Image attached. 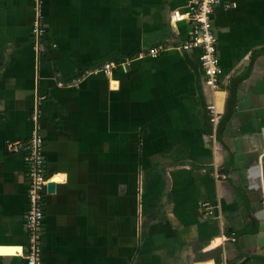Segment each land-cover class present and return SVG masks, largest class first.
Here are the masks:
<instances>
[{"label": "crops", "instance_id": "0c3cea01", "mask_svg": "<svg viewBox=\"0 0 264 264\" xmlns=\"http://www.w3.org/2000/svg\"><path fill=\"white\" fill-rule=\"evenodd\" d=\"M188 12V0H0V264H25L24 152L5 144L34 127L54 186L42 264H264V0L214 10V93L199 50L177 49ZM105 63L109 77L94 72Z\"/></svg>", "mask_w": 264, "mask_h": 264}, {"label": "built area", "instance_id": "2783aa9c", "mask_svg": "<svg viewBox=\"0 0 264 264\" xmlns=\"http://www.w3.org/2000/svg\"><path fill=\"white\" fill-rule=\"evenodd\" d=\"M222 5L229 8L230 0H188V22L190 25L189 36L177 46L178 50L186 52L198 49L200 52L199 63L212 93L219 90L221 81V69L216 52V39L213 31L214 10ZM32 34L41 38L45 34L40 14L37 12L32 26ZM165 50L164 46H158L148 52L151 57ZM114 63H105L94 70L109 77ZM209 122L212 127L214 139L221 115L212 104L208 108ZM34 113L32 120H36ZM6 151L24 152L27 177V211L25 216V229L27 242L21 256L25 264H42V231L44 221V198L48 193L47 185L50 181L45 170L44 141L39 132V127H34L25 144L18 142H6ZM211 214V212H209Z\"/></svg>", "mask_w": 264, "mask_h": 264}, {"label": "water", "instance_id": "95a60500", "mask_svg": "<svg viewBox=\"0 0 264 264\" xmlns=\"http://www.w3.org/2000/svg\"><path fill=\"white\" fill-rule=\"evenodd\" d=\"M53 184L52 183H50V184H48L47 185V191H48V193H50L52 190H53Z\"/></svg>", "mask_w": 264, "mask_h": 264}]
</instances>
